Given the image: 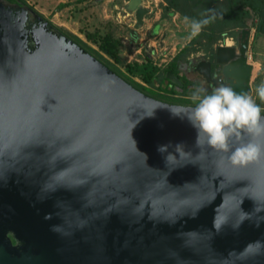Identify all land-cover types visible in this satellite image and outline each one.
<instances>
[{
    "label": "water",
    "instance_id": "1",
    "mask_svg": "<svg viewBox=\"0 0 264 264\" xmlns=\"http://www.w3.org/2000/svg\"><path fill=\"white\" fill-rule=\"evenodd\" d=\"M124 7L134 36L149 11ZM226 50L216 63L249 94L251 66ZM191 107L139 92L40 16L0 12V264H264V156L198 147L171 111Z\"/></svg>",
    "mask_w": 264,
    "mask_h": 264
},
{
    "label": "trees",
    "instance_id": "2",
    "mask_svg": "<svg viewBox=\"0 0 264 264\" xmlns=\"http://www.w3.org/2000/svg\"><path fill=\"white\" fill-rule=\"evenodd\" d=\"M8 1L12 3L19 2L28 6L24 0ZM94 1L100 3L103 0ZM159 2L161 23H165L167 19L174 15H178L184 21L185 17L189 20L215 17L212 23L203 28L199 36L191 39L183 48L178 49L171 61L163 68L147 57L144 58L143 62H127L123 52H128L129 49L120 42L119 38L114 36L113 28L103 32L100 31L101 29L93 31L79 30V35L84 37L82 40L78 35L68 32L63 27L52 26L139 92L168 104L194 106L186 100H179V98L174 96L160 94L152 88L154 81L159 85L167 82L165 77L167 72L177 75L179 64L200 50L213 52L214 45L218 44L223 34L231 33L241 28H254L257 34L262 33L264 30V0H159ZM69 5L67 3L60 4L55 11L69 8ZM29 8L35 11L31 7ZM35 12L44 19L41 14L37 11ZM119 27L122 28V25H119ZM125 30L129 31L130 29L125 28ZM167 83L171 84L170 82ZM184 88L182 95L185 96V93L188 95V92ZM259 104L264 107V103L261 101Z\"/></svg>",
    "mask_w": 264,
    "mask_h": 264
},
{
    "label": "rangeland",
    "instance_id": "3",
    "mask_svg": "<svg viewBox=\"0 0 264 264\" xmlns=\"http://www.w3.org/2000/svg\"><path fill=\"white\" fill-rule=\"evenodd\" d=\"M24 1L29 7L41 14L46 21L54 26L65 28L68 32L78 35L82 40L84 37L79 35V30L93 31L95 29H101L100 31L103 32L109 28H113L114 30H112V32L114 36L119 38L120 42L129 49L128 52H123L127 62H143L144 58L147 57L156 65L163 68L171 61L172 55L176 50L183 48V46L190 42L188 39V26L178 15H174L167 19L165 23H161L159 0H143L142 5L149 10V14L144 17L143 26L136 31V38L132 44L129 39L130 30H125V28L133 29L134 26L133 14L128 13L124 7L127 0H103L100 3L94 0ZM66 3L71 6L69 5V8L63 9L62 11H55L58 5ZM119 25H122V28L124 26V29L119 27ZM152 30L153 33L156 34L155 36H151L150 33ZM249 30H251V49L249 51V57H252L249 61L253 67L251 80H257L256 83L258 82L260 84L261 81H264V30L260 34H257L254 28H249ZM232 33L233 31L231 34ZM229 34L230 33H226L227 36H229ZM151 51H153L155 55ZM203 52L204 51L200 50L193 55L196 56ZM178 73H180L179 70ZM256 83H253V85ZM188 85L189 83L184 86V89L188 92V95L185 93V96L179 92L180 90L176 86L168 83L159 85L154 81V86L152 88L165 96H174L175 98H179V100H186L191 103V100L185 97H191L196 91H188L186 88ZM258 86L259 85L256 87L258 88ZM254 97L255 96H253V99Z\"/></svg>",
    "mask_w": 264,
    "mask_h": 264
},
{
    "label": "clouds",
    "instance_id": "4",
    "mask_svg": "<svg viewBox=\"0 0 264 264\" xmlns=\"http://www.w3.org/2000/svg\"><path fill=\"white\" fill-rule=\"evenodd\" d=\"M214 19V16L201 20H189L185 17V23L189 29L188 39L191 40L199 36L203 28L212 23ZM48 23L50 24V22ZM135 34L130 36L134 39L130 41L131 44L135 41ZM150 34L155 36L153 31ZM167 82L170 81L167 80ZM170 83L173 86H178ZM256 92L259 100L264 103V84H261ZM190 99L194 107L186 109L183 113H177L172 109L171 111L174 115L187 118L196 130V145L198 147L203 138L204 142L212 149L229 153L231 143L235 141L239 146L231 151L228 159L237 166L247 165L264 156V144L255 142L258 138L264 137V116H262L264 109L250 94L237 93L231 87L220 86L210 94L204 89H199L192 94ZM244 134L250 136L251 140L246 143L243 142L242 136ZM169 147L171 144L160 145L157 150L163 154L168 151ZM175 150L181 155L184 152L183 145L177 144ZM145 158L147 159L146 156ZM175 158L173 154L168 153L166 160L169 162Z\"/></svg>",
    "mask_w": 264,
    "mask_h": 264
},
{
    "label": "flooded vegetation",
    "instance_id": "5",
    "mask_svg": "<svg viewBox=\"0 0 264 264\" xmlns=\"http://www.w3.org/2000/svg\"><path fill=\"white\" fill-rule=\"evenodd\" d=\"M12 10V11H24L25 15L27 16L28 23L32 24L36 21L38 15L35 11L31 10L29 6H25L23 4H20L19 2H9L8 0H0V12H3L5 10ZM51 24V23H50ZM52 25V24H51ZM246 28L238 29L233 31V33L229 34L227 36L226 34L222 35V40L218 42L217 45L213 48V52H203L199 55H191L189 56L184 62H181L179 64L178 70L180 73L178 75H174L180 82V85L176 86L180 91V93H183V87L189 83V85L186 87L188 91H198L199 89H204L207 93H211L214 89L220 87V86H230V84H234L235 81L233 79H226L223 75V66L216 63V51L218 48H225L227 52H224L223 55H232L229 59L226 65H228L231 62H234L238 64L241 61V59L244 57L246 60V64L251 66V73H250V79H249V94L256 100V102L259 104L260 100L256 92V86L264 84V81L259 84L256 83L255 80H251L252 77V71L253 67L251 65V62L249 60L252 59V57H249V51L251 49V41H250V34L251 30H245ZM244 31H248V33H244ZM131 32V30H130ZM129 32V37L131 36ZM136 36V34H135ZM130 41L134 40L131 37L129 38ZM244 42L246 43V48L244 49L243 53H241L242 44ZM250 58V59H249ZM195 68H199L202 70L203 73H199L197 71H194ZM168 73V72H167ZM207 73V75H205ZM172 74V73H171ZM231 81V83L229 82ZM229 82V83H228ZM167 83V82H165ZM253 83H256L253 85ZM171 85V84H170ZM258 86V87H259ZM186 99L191 100L190 96H186ZM194 107V106H192ZM264 109V107H261ZM264 114V112H262ZM9 242L12 246L15 245V240L11 237V235H6Z\"/></svg>",
    "mask_w": 264,
    "mask_h": 264
},
{
    "label": "crops",
    "instance_id": "6",
    "mask_svg": "<svg viewBox=\"0 0 264 264\" xmlns=\"http://www.w3.org/2000/svg\"><path fill=\"white\" fill-rule=\"evenodd\" d=\"M154 27H155V26H154ZM123 28H124V26H123ZM152 31H153V30H152ZM153 35H156V34L153 33ZM175 49H176V48H175ZM175 49H174V50H175ZM151 52L153 53V51H151ZM176 52H177V50L175 51V53H174L173 55H175Z\"/></svg>",
    "mask_w": 264,
    "mask_h": 264
}]
</instances>
